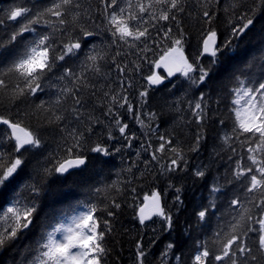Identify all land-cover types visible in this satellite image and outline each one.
I'll return each mask as SVG.
<instances>
[{"label": "trees", "instance_id": "obj_1", "mask_svg": "<svg viewBox=\"0 0 264 264\" xmlns=\"http://www.w3.org/2000/svg\"><path fill=\"white\" fill-rule=\"evenodd\" d=\"M51 2L52 0H0V17L6 16L7 10L17 4L32 8L35 12L50 5ZM82 3L84 10H88L89 7L95 10L100 6L99 0H82ZM232 3L233 0H218V3L217 0H189L187 11L191 15L181 14L180 19L187 33L184 52L190 61L199 54L205 32L201 5L206 4V7L215 14L211 27L217 31L218 47H222L225 39L231 38L233 25L241 23L235 18L240 14V9H236L234 15L230 8ZM251 3L252 0H247V4ZM92 14L95 18L96 12L93 11ZM254 20V27L239 39H234L230 48L221 51L215 64H211L213 58L203 56L200 59L199 63L205 68L211 67V73L199 87L179 76L162 87L151 89L147 103L142 105L138 93L144 88L145 82L142 77L149 74L151 66L144 62L140 73L127 74L132 86L127 89L126 94L134 105V111L129 113L126 105L119 108L118 112L122 122L128 125L126 134L135 137L131 140L130 147L128 140L117 131L113 117L105 114L109 107V97L104 93L116 94L122 91L120 88L122 74L112 64L111 58H115L116 64H127L132 67L131 61L137 60L138 54L135 50L117 48L112 44L110 33L105 31L103 26L94 29L98 32L97 35L82 40L84 47L77 56L58 62L53 70L55 75L49 74L51 79L46 77L42 82L43 92H38L35 97L19 100L15 104L10 103L6 95L0 94V116L14 122H22V125L30 130L38 131L45 141L43 155L36 158L31 153H25V166L18 170L10 183L6 182V186L0 188V209H4L16 198L14 189H18L20 197L25 201L30 199V193L24 184L40 180L35 170L44 165L51 167L55 158L64 155V141L59 130L55 125H48L45 122L42 114L37 112L36 106L41 101L48 103L55 99L57 87L51 85L73 87L69 79L64 81L56 79L64 67H71L79 72L93 46L108 53V62L103 65L106 75L88 73L90 86L81 88L83 123L73 119L70 111H65L67 128L64 135L66 137L67 130L73 127L82 130L84 125L89 123L88 117L91 116L100 123L94 124L89 145L105 143L112 154L103 156L86 152L88 162L82 169L67 175L53 173L46 181H42L43 190L36 199L38 207L33 224L16 242L0 250V264H28L36 255V241L41 235L50 231L56 224L70 219L72 215L87 211L85 207L87 204H96L98 208L107 206L108 211L116 213L115 216H108L107 211L96 213L100 220L99 230L105 231L103 243L109 249L102 264H137L136 244L140 240L148 253L144 264H192L202 242H207L214 250V233L220 228L227 230L228 221L239 211L238 207H230V201L236 197L243 202L247 200L244 188L241 187L242 181L233 180L232 177V172L241 157L244 158L245 165L249 163L246 146L241 144L244 137H240L239 140L233 139L230 147L222 143V137L226 133L231 134L234 123L232 104L234 97L231 93V89L236 85L234 78L238 76L241 79H249L254 76L258 83L264 75L260 72V68L264 67V9L257 10ZM18 23L19 21H5L4 25H0V41H7L9 34L18 27ZM35 27L38 32L49 31L43 25ZM173 32H176L175 27ZM70 35L72 33H69ZM25 36L31 38V34L25 33ZM57 38L58 41L61 38L59 33ZM19 40L20 38L16 45H9L0 50V69H5L15 58L16 52L20 50L17 47ZM117 51L121 55H115ZM148 56L150 59L155 58L153 53H148ZM192 75L195 77L198 73ZM6 79L14 82L15 76ZM201 94L207 101V114L203 124L197 122L192 114L193 109L189 107V103L194 106ZM72 106L69 97L63 107L70 109ZM24 113L28 115L23 116ZM152 113H155L154 118L150 115ZM137 116L144 122L143 126L138 122ZM221 120L223 124L220 123ZM149 124L151 127H148ZM109 131L114 139H108ZM8 133V129L0 125V152L11 157L14 155L13 141L7 138ZM198 134L203 136L199 150L190 151ZM161 136L165 140L170 139L172 144L165 146L164 153H157L158 160H152L151 153L163 142L159 139ZM171 147L183 151L186 168L162 173L161 166L167 167L170 159L175 158L169 151ZM115 148H119L120 151L116 152ZM232 149H235V152ZM197 170H203L205 175L197 177L195 175ZM213 185L220 186L222 192L212 193L210 189ZM97 187L101 188V192L94 191ZM177 188L180 189L179 192L176 191ZM155 192L162 195L164 209L172 215L170 229L166 228L160 218L146 226L139 223L137 213L145 201L144 197ZM177 196L180 197L182 204L176 202ZM113 199L121 205L119 209L111 207L110 201ZM213 201L216 209L210 211L205 221H199L197 212ZM104 220L110 221V233L105 229ZM251 235L249 243L255 252V234ZM170 243L174 247L165 257L163 254ZM256 254L260 259L255 264H264V256ZM176 257H180V260L177 261Z\"/></svg>", "mask_w": 264, "mask_h": 264}, {"label": "snow or ice", "instance_id": "obj_2", "mask_svg": "<svg viewBox=\"0 0 264 264\" xmlns=\"http://www.w3.org/2000/svg\"><path fill=\"white\" fill-rule=\"evenodd\" d=\"M99 3L100 6L95 10L91 7L84 10L82 0H52L50 5L35 12L32 8L21 4L9 8L6 16L0 17V25H4L5 21H19V23L18 27L9 34L7 41H0V50L9 45H16L18 38L20 40L17 47L20 50L16 52L14 49L15 58L5 69H0V94L6 95L9 102L15 104L19 100L35 97L38 92H43L42 82L46 77L51 79L49 74L55 75L53 70L58 62L77 56L84 47L82 40L97 35L98 32L94 29L103 26L104 30L110 33L112 44H115L117 48L135 50L138 54L137 60L131 61L132 67L127 64H116L115 58H111L112 64L122 74L120 79L122 91L116 94L104 93L106 97H109V107L105 114L113 117L117 131L128 140L129 147L131 140L135 137L126 134L128 125L122 122L118 112L119 108H124L126 105L129 113L134 111V105L126 94L127 89L132 86L127 74L140 73L144 62L151 66L149 74L142 77L145 84L143 90L138 93L142 105L147 103L149 91L153 86L163 85L166 79L177 73L190 81L192 85L199 87L205 83L211 73V67L205 68L199 63L200 59L207 54L213 58L211 64H215L221 51L230 48L234 39H239L254 27L257 10L264 9V0H252L251 4H247V0H233L230 8L234 15L236 9H240V14L235 18L241 23L233 25L231 38H226L222 47H218L217 31L211 27L215 14L206 7V4L201 5L205 32L201 50L190 62L184 54L187 33L180 19L181 14L191 15L187 11L189 0H99ZM93 11L96 12L95 18ZM36 25H43L49 31L38 32ZM173 27L176 28L175 33ZM25 33L31 34V38L26 37ZM57 33L61 37L59 41ZM69 33L72 35L69 36ZM65 36L69 38L63 39L62 37ZM148 53H153L155 58L150 59ZM115 55L119 56L121 53L117 51ZM108 59V53L105 50L93 46L79 72L71 67H64L62 73L56 77L58 81L69 79L73 87L51 85V87H57L55 99L48 103L41 101L36 106L37 112L42 114L45 122L48 125H55L59 130L64 141V155L55 158L51 167L44 165L35 170L40 180L24 184L30 193V199L25 201L20 197L18 189H14L16 198L11 201L10 206L0 209V250L16 242L33 224L38 207L36 199L43 190L42 181H46V178L53 173L64 175L71 170L82 169L88 162L86 152L103 156L112 154L105 143L97 142L89 145L94 124L100 123L98 119L93 120L91 116L88 117L89 123L85 124L82 130L73 127L67 130L66 137L64 135L67 128L65 111H70L73 119L83 123L81 121L83 108L81 88L90 86L88 73L106 75L103 65L108 62ZM160 70H163V75ZM260 72L264 74V67L260 68ZM193 73L198 75L194 77ZM11 76H15L14 82L6 79ZM234 79L236 85L231 89L234 97L232 100L234 123L231 134L226 133L222 137V143L230 147L233 139L239 140L240 137H244L241 144L246 146L249 163L245 165L244 158L241 157L232 172V177L233 180L242 181L241 187L244 188L247 200L243 202L236 197L230 201V207H238L239 211L228 221L227 230L220 228L214 233V250L207 242L199 245L192 264H255L260 259L256 253L264 256V75L258 83L254 76L249 79H241L237 76ZM69 97L73 106L70 109H64L63 105ZM189 107L193 109L192 114L197 122L203 124L207 114L205 96L201 94L194 106L189 103ZM150 115L155 117V113ZM136 118L143 126L144 122L139 116ZM220 123L223 124V120ZM0 125L7 126L9 130L7 138L13 141L14 152L11 157L0 152V188H4L6 182L10 183L18 170L25 166V153H31L36 158L43 155L45 141L38 131L30 130L23 126L22 122H14L0 116ZM148 127L151 125L149 124ZM114 138L109 131L108 139ZM159 139L163 142L151 153L152 160H158L157 153H164L165 146L172 144L170 139L165 140L163 136ZM202 139L203 136L198 134L194 145L189 150L198 151ZM144 150L147 151V148ZM232 150L235 152V149ZM115 151L119 152L120 149L115 148ZM169 151L175 158L170 159L167 167L161 166L162 173L176 172L186 168L183 151L176 147H171ZM195 175L203 177L205 172L197 170ZM94 191L99 193L101 188L97 187ZM176 191L179 192L180 189L177 188ZM210 191L221 193L222 188L213 185ZM144 199L150 203H145L139 208V223L144 225L145 221L156 216L164 222L166 228L170 229L172 215L162 206L159 192L153 193L151 197L145 196ZM176 202L182 204L179 196L176 197ZM110 205L114 209L121 207L114 199L110 201ZM85 207L87 211L72 215L69 223H58L50 231L42 234L36 241V255L28 264H102L109 249L103 243L105 231L99 230L100 220L96 217V213L107 211L108 216H115L116 213L108 211L107 206L98 208L96 204H87ZM215 209L214 201L202 207L197 212L198 220L205 221L210 211ZM103 224L110 233V221L104 220ZM251 234H255V252L252 244L249 243L252 239ZM173 247V244H168L163 256L166 257ZM147 254L142 240L138 241L137 264H144ZM176 260L179 261L180 257H176Z\"/></svg>", "mask_w": 264, "mask_h": 264}, {"label": "water", "instance_id": "obj_3", "mask_svg": "<svg viewBox=\"0 0 264 264\" xmlns=\"http://www.w3.org/2000/svg\"><path fill=\"white\" fill-rule=\"evenodd\" d=\"M217 46H218V40H217ZM204 56L210 58V56L207 55V54H205ZM160 72H161V74H164L163 70H160ZM178 76H180L179 73H177V74H176L175 76H173V77H170V78L166 79L163 85H165L167 81H172V80L176 79ZM163 85H160V86H153L152 89L162 87ZM4 126L7 128L6 125H4ZM77 170H80V169H74V170H71L70 173L73 172V171H77ZM67 174H69V173H66V174H64V175H67ZM159 194H160V193H159ZM152 195H153V194H152ZM152 195H151V196H152ZM151 196H148V197H151ZM160 198H161V204H162V206L164 207V205H163V197H162L161 194H160ZM145 203H150V202L145 201V202L143 203L142 206H144ZM142 206H141V207H142ZM138 214H139V211H138ZM137 216H138V215H137ZM157 218H159V217L153 216L151 220H147V221H145V224H144L143 226L150 224L154 219H157Z\"/></svg>", "mask_w": 264, "mask_h": 264}, {"label": "rangeland", "instance_id": "obj_4", "mask_svg": "<svg viewBox=\"0 0 264 264\" xmlns=\"http://www.w3.org/2000/svg\"><path fill=\"white\" fill-rule=\"evenodd\" d=\"M83 211H86V210H83ZM83 211H81V212H83ZM69 222H70V219L65 220L63 223H69Z\"/></svg>", "mask_w": 264, "mask_h": 264}]
</instances>
